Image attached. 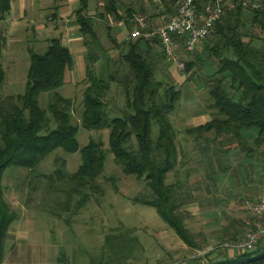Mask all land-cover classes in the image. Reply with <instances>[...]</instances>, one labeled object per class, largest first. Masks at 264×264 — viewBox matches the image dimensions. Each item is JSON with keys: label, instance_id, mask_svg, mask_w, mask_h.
Instances as JSON below:
<instances>
[{"label": "trees", "instance_id": "obj_1", "mask_svg": "<svg viewBox=\"0 0 264 264\" xmlns=\"http://www.w3.org/2000/svg\"><path fill=\"white\" fill-rule=\"evenodd\" d=\"M12 1L0 0V20H5ZM179 1L159 0L162 11L148 15V26L158 27L167 22L175 13ZM259 3V8H252L241 2L228 7L225 2L221 18L194 48L205 57L201 59L197 56L200 67L205 62L210 67V74L205 75L202 81L203 89L208 93L207 107L211 118L204 124L187 127L185 133L197 139L204 136L207 142L216 144L210 151L212 154H207L208 147H198L200 158L197 163L214 167L206 172L208 181L212 183L216 173L232 176V167L228 164L223 166L222 158L228 159L233 150L264 167V0H259ZM120 5L119 0H105L103 12H99L97 17H110L112 23L126 19L128 23L132 10L126 8L123 16L119 12ZM84 6L83 2V6L74 12L87 49L86 77L75 85L80 87L76 88L81 97L77 107L82 106L79 122L88 130H108V147L115 163L122 167L126 175L143 179L149 189L136 201L154 207L187 247L199 250L198 237L186 225L191 213L185 206L198 201L194 194L196 189L188 185L190 170L185 165L190 162H181L185 169L183 179L175 175L172 183H166L167 174L179 163L177 131L169 116L176 110L182 92L176 85L158 79L155 74L158 54L153 48L155 43L161 46L164 58L169 59L163 45L157 36L128 37L122 43L124 48L117 60L105 56L103 65L108 68L104 72L95 67L100 59L96 52L100 47L99 36L93 17L86 14ZM160 15L163 16L159 24L151 22ZM133 25H129V32ZM106 33L115 43L110 25L106 26ZM46 41L48 46L43 53L28 49L30 63L24 94L2 96L5 71L1 58L5 36L0 31V264L4 258L8 230L17 218V213L3 197L4 169L14 164L30 169L32 173L33 168L51 152L57 149L66 152L77 150V127L73 124L76 97L67 98L57 92L73 67V54L61 35ZM177 42L176 52L186 50L183 38H178ZM184 64L187 66L185 74L197 66L196 60ZM183 77L187 82V75ZM113 85L120 87L123 94L121 106L112 94ZM52 91L48 109L44 110L39 106V96ZM152 124L157 126L154 141L151 138ZM105 151L100 139H90L81 149L78 170L72 174L63 171V159L55 160L57 169L46 177V189L48 193L54 192L63 197L55 200L53 207L47 208L51 214L62 217L64 212H68L73 217L92 195L102 194L98 179L104 170ZM204 188L206 192L211 190L207 186ZM251 216L250 220H253ZM244 225L243 219L226 220L221 241L241 240L245 233ZM105 242L111 253H120L119 257L122 255L126 259L133 255L136 246V241L124 234L120 237L110 234ZM263 249L264 238L259 240L254 250L235 257L251 256ZM212 250L205 252L208 260L204 264L214 262L211 260ZM262 262L264 259L248 264ZM92 264L98 263L93 261Z\"/></svg>", "mask_w": 264, "mask_h": 264}, {"label": "rangeland", "instance_id": "obj_2", "mask_svg": "<svg viewBox=\"0 0 264 264\" xmlns=\"http://www.w3.org/2000/svg\"><path fill=\"white\" fill-rule=\"evenodd\" d=\"M21 1L15 0L13 8L5 15V20L0 22V31L5 36V46L1 58V64L5 71V81L1 89L2 96L24 94L30 63L28 49L36 53L45 52L48 46L46 40L61 35L57 30L68 27L70 21L65 19H72L64 16L56 17L50 12L40 11L45 7L42 0H27V3L31 4L33 8L28 9L25 18H19L21 17ZM48 2L53 5L58 3L57 0H48ZM97 2L103 4L105 0H89L91 6ZM141 2L142 0L139 2L137 0H119V3L124 6L135 3L134 8L144 6ZM101 10L103 11V7ZM159 10L162 11V8ZM136 11L135 13L144 14L148 22L147 12L142 13L138 8ZM91 12L98 14L96 8ZM45 13L46 16H44ZM162 16L150 21L156 23L153 25H157ZM13 19H17L16 22H13ZM41 20L44 29L39 34L35 31ZM148 24L150 25V23ZM96 29L100 46L96 52L99 53L97 54L100 59L95 67L98 69L100 67L102 71L106 72L108 67L103 65L106 60L105 56L110 57L111 60H117L122 54L124 46L113 33L111 36L115 43L108 37L103 24H100ZM61 36L66 42V36ZM153 48L155 53H158L155 59L157 78L176 85L182 92L176 110L169 116L177 131L179 163L172 172L167 174L166 183H172L175 180V175L183 179L182 172L185 169L181 166V162H190L189 165H185V168L187 166L190 170L188 185L196 189L194 194L198 197V201L185 206L191 213L186 225L190 232L198 237L197 242L200 249L194 250L187 247L158 215L154 207L136 201L137 198L148 192L146 182L134 175H126L122 167L115 163L113 154L108 147L107 129L99 132L88 130L81 125L79 114L82 111V106L77 107L81 100L77 91L80 87L70 84L66 77L65 83L57 89V92L67 98L76 97L73 124L77 127V150L66 152L57 149L51 152L39 165L33 168L32 173L28 168L11 164L4 169L2 175L3 197L10 208L17 213V218L12 222L8 234L15 229L22 230V232L27 230L28 233L35 236L34 243H29L25 239H20L17 242L19 246L17 250L22 247L24 256L26 254L27 257L29 253V256L37 258L39 257L37 254L41 253V251L37 252V249L40 250L44 247L51 253H53L51 250L56 251L61 264H92L93 261L98 264H198L196 263L198 261L203 263L208 260L205 257L207 250L213 249L211 255L213 258L215 253L225 248L223 243H232L221 241L222 237H218L226 220L250 219L252 214L245 212L243 202L247 199L264 198V167L261 163L241 157L237 151L233 150L229 153L228 159L222 158L223 166L228 164L232 167L230 170L232 176L216 173L213 183L208 181L206 172L209 168L214 167H208L206 163H197L200 158L198 147H208L207 154H212L210 151L216 145L207 142L204 136L197 139L185 133L187 127L201 123L197 116H194L199 113V110H207L210 115V110L207 107L208 93L203 89L202 81L205 75L210 74L208 69L210 67L203 60L205 63L201 68V62L197 61V56H200L201 59H205V57L198 50L188 53L182 49L180 52H176V59L169 61L164 58L159 44L155 43ZM195 60L199 66L185 74L184 70L187 69V66L184 62ZM182 75H187V82L184 81ZM53 93L52 91L40 94L39 106L42 109H48ZM112 94H114L117 104L121 106L123 94L120 87L113 85ZM112 112L114 113V111ZM151 138L153 141L157 138V126L154 124L151 126ZM90 139H100L106 149L104 170L98 179L103 192L99 195H92L73 217L69 216L68 212H64L62 217L54 216L47 208L53 207L55 200L61 199L63 196L47 192L48 180L46 177H49L57 169L55 164L57 158L64 160L63 171L65 174L76 172L81 163V149L88 144ZM40 175L45 177L41 178ZM205 186L211 190L206 192ZM248 230L249 228L245 227V233ZM124 232L127 238L136 241L134 253L128 259L122 255L119 257L120 253L117 255L111 253L105 242L108 235L114 234L120 237L124 234L126 236ZM8 238L9 236L4 241L6 250ZM40 261L33 259L34 264H40Z\"/></svg>", "mask_w": 264, "mask_h": 264}, {"label": "crops", "instance_id": "obj_3", "mask_svg": "<svg viewBox=\"0 0 264 264\" xmlns=\"http://www.w3.org/2000/svg\"><path fill=\"white\" fill-rule=\"evenodd\" d=\"M14 1L15 0H13L11 2V9L13 8V4H14L13 2ZM42 1H43V6H45V7H43V9H41L40 11L44 10V11L50 12V13H52L53 16H56V17H63L64 16V17L72 18L71 20L65 19L68 22L70 21V24L68 25V27L63 28L61 30H57V31H59V34L66 36L67 39H66V42H64V43H65V45L69 46V48L72 51L73 67L69 71V73L66 75V77L69 80L70 84H75V85L77 83L81 82L86 77V67H87V54H86L87 49L83 45V35L80 31L79 26L76 23L75 16H74L75 10L82 7L83 2L85 5L84 6L85 12L88 16L93 17L95 27L98 28L100 24H103L105 26V30H106V26L110 25L111 26V32L118 38L120 43H123L129 37V30H130L129 25L133 24V17L136 14H140V13H135V12H137L136 11L137 8L139 10L142 9V13L147 12L148 15L149 14H155L156 11L159 10V8H161V3L159 2V0H142L141 3L144 6H142L140 8L138 6H137V8H134L135 3L129 4L127 6H124L123 4H121L120 8H119L120 14L125 16L124 11L126 10V8H130L132 10V13H133L132 17L128 23H127L126 19L118 21L117 23H112L110 17H106L104 19H101V18L97 17L95 12H91V10L95 9V8L97 9L98 13L103 12L101 10V8L104 6L105 3L102 4L100 2H97L91 6L89 3V0H57L58 3L53 5L50 2H48V0H42ZM139 1H141V0H137V2H139ZM148 2H151L152 4L150 5V3H148ZM29 8H33L32 5L28 4L27 0H22L21 5H20L21 17H19V18H25ZM44 16H46V13ZM17 19H13V22H16L15 20H17ZM1 21H3V20H0V22ZM43 29H44L43 21L41 20V21H39L38 28L36 29L35 32L40 34L43 32ZM50 32H53V31H50ZM198 112L199 113L194 115L195 117L197 116V119L199 120V122L201 121V123L198 125L204 124L210 120V115H209L207 110H199ZM198 125H192V126H198ZM248 219L249 218L244 220V224H245L244 226L249 228V225L247 224ZM221 230L223 231V227L221 228ZM28 232L29 231H27V230L22 232V230L13 229L12 231H10V234H7V237L9 236V238H8L9 240L7 242V245H8L7 250L4 248V258H3L2 264H34L33 259H34V261L41 260L40 264H61L60 263V257L57 255V252L54 250H51L53 252V253H51V252H49V250H46L44 247L40 248V250L37 249V252L41 251L40 254H37V256H39L37 258L29 256V253L27 254V257H26V254L24 256L22 253V250H21L22 247L19 250H17V248L19 247L17 245V242L20 239H22V240L25 239L26 241H29V243L35 242V241H33V238H35V236H32ZM243 236H244V234L242 235V237ZM218 237L223 238V232H221L218 235ZM232 243H234V242H232ZM50 244L53 245L52 242H50ZM224 244H227V243L226 242L223 243V246L225 248L222 249L221 251L215 253L213 255L214 257L211 258L212 261H217V260H222V259H227V258H233V257L242 253L241 251H237V250L227 248ZM27 247H32V246H27ZM27 249L29 250V248H27ZM210 250H212V249H209L207 251H210ZM204 262L202 263V262L198 261L196 263L204 264ZM187 264H189V263H187Z\"/></svg>", "mask_w": 264, "mask_h": 264}, {"label": "built area", "instance_id": "obj_4", "mask_svg": "<svg viewBox=\"0 0 264 264\" xmlns=\"http://www.w3.org/2000/svg\"><path fill=\"white\" fill-rule=\"evenodd\" d=\"M225 2L228 7H234L236 2L252 8H259V0H180L175 13L164 24L149 27L146 17L136 14L133 17V27L130 38L157 36L163 45L164 53L169 59L175 58L178 49V38H183L186 51L193 52L196 43L205 38L215 23L221 18ZM243 209L254 216L247 220L249 230L237 242L225 244L227 248L246 252L256 248L259 240L264 238V198L247 199Z\"/></svg>", "mask_w": 264, "mask_h": 264}, {"label": "water", "instance_id": "obj_5", "mask_svg": "<svg viewBox=\"0 0 264 264\" xmlns=\"http://www.w3.org/2000/svg\"><path fill=\"white\" fill-rule=\"evenodd\" d=\"M262 259H264V249L251 256H239V257L227 258V259L214 261L210 264H248Z\"/></svg>", "mask_w": 264, "mask_h": 264}]
</instances>
